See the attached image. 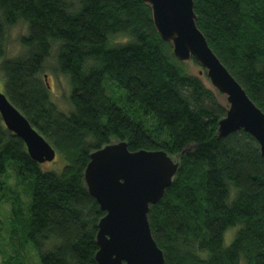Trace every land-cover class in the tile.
<instances>
[{"label":"trees","instance_id":"trees-1","mask_svg":"<svg viewBox=\"0 0 264 264\" xmlns=\"http://www.w3.org/2000/svg\"><path fill=\"white\" fill-rule=\"evenodd\" d=\"M193 8L209 47L264 112V0H193ZM18 22L27 28L19 39L24 51L0 63V90L65 163L59 172L43 168L0 117V211L8 206L7 230L0 219V264H26L33 251L39 264H98L104 212L83 174L89 154L112 139L124 140L130 151L177 156L171 184L147 213L165 264H264L259 146L243 130L217 135L225 106L173 55L148 5L0 0V59L8 29ZM52 48L70 88L67 112L40 78Z\"/></svg>","mask_w":264,"mask_h":264},{"label":"water","instance_id":"water-1","mask_svg":"<svg viewBox=\"0 0 264 264\" xmlns=\"http://www.w3.org/2000/svg\"><path fill=\"white\" fill-rule=\"evenodd\" d=\"M149 6L153 26L171 44L173 55L192 58L203 68L213 90L225 98V114L217 135L243 130L259 146L264 160V112L209 47L196 25L193 0H142ZM0 117L6 128L22 139L38 163L52 161L56 151L0 90ZM178 160L165 151H130L124 140L110 142L89 154L84 183L104 215L96 232L98 264H165L152 237L147 213L172 182Z\"/></svg>","mask_w":264,"mask_h":264},{"label":"rangeland","instance_id":"rangeland-1","mask_svg":"<svg viewBox=\"0 0 264 264\" xmlns=\"http://www.w3.org/2000/svg\"><path fill=\"white\" fill-rule=\"evenodd\" d=\"M15 26L17 29L15 35H13L12 32L10 31L11 27L8 29L7 37H6L5 52H4V56L0 59V63L4 59L13 58V57H9L6 55L7 46L15 44L17 42L20 44V42H19L20 37L25 35V33L23 31H21V29H23L25 27L24 23L18 22L17 24H15ZM26 30H27V28H26ZM118 39H121V37H118ZM184 64L190 73L201 76L203 78L205 84L213 90V88L211 87L209 81L207 80V78L205 76L203 68L199 64H195L192 60H188V61L184 62ZM41 70H42V72L40 74V78L44 80V83L47 86V89L49 90V96H50L51 101L58 107V109L60 111H63V112L69 111L71 109V105L68 102V96L70 94V88H69V85L67 82V78L63 74L59 73V71L56 69L55 49L54 48L51 49L49 56L44 60ZM44 75H46V78L44 77ZM105 86H106L107 92L109 94L112 95L116 92V91H114L115 90L114 85L110 81H107L105 83ZM0 89H3L1 73H0ZM215 94H216L219 102L221 104L225 105L224 96L222 94L217 93V92H215ZM145 121H147V123H152V120L149 118L145 119ZM112 140H113L112 142L115 141L114 139H112ZM172 159L176 160L177 156H172ZM64 163L65 162L62 159V156L59 155L58 153H56L55 158L52 161L42 163V167L45 169H52V170L59 172L61 170V168L63 167ZM10 180L13 181V178H11ZM0 219L4 222V229L7 230V228H5V226H7L6 220L8 219V206H7V204H2V209L0 211ZM226 233L224 234V244L225 245L228 244L229 241L231 240L230 235H231V233H233V231L228 230V232H226ZM2 235H3V231H2ZM4 237L5 238L7 237L6 233L4 234ZM2 241H3L2 245L5 248V250L7 252H10V248L8 246V241L3 240V239H2ZM28 247L32 250L30 245H28ZM1 261H2V256L0 254V263H1ZM26 264H39L38 257H37V254L35 253V251L27 253Z\"/></svg>","mask_w":264,"mask_h":264},{"label":"clouds","instance_id":"clouds-1","mask_svg":"<svg viewBox=\"0 0 264 264\" xmlns=\"http://www.w3.org/2000/svg\"><path fill=\"white\" fill-rule=\"evenodd\" d=\"M10 31L12 32L13 35H15L17 31L16 26L15 25L11 26ZM21 31H23L26 34V25L23 29H21ZM22 51H24L23 47L17 42L15 44L7 46L6 55L14 58L20 55ZM87 63H90V61L86 62V64Z\"/></svg>","mask_w":264,"mask_h":264}]
</instances>
